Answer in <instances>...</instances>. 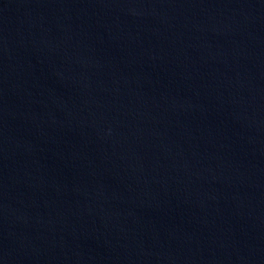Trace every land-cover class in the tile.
<instances>
[{
	"label": "water",
	"instance_id": "95a60500",
	"mask_svg": "<svg viewBox=\"0 0 264 264\" xmlns=\"http://www.w3.org/2000/svg\"><path fill=\"white\" fill-rule=\"evenodd\" d=\"M0 264H264V0H0Z\"/></svg>",
	"mask_w": 264,
	"mask_h": 264
}]
</instances>
